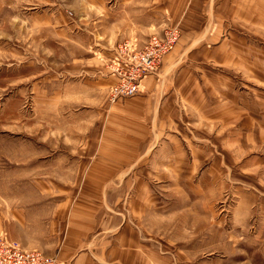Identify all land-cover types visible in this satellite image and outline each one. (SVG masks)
<instances>
[{
	"label": "crops",
	"instance_id": "crops-1",
	"mask_svg": "<svg viewBox=\"0 0 264 264\" xmlns=\"http://www.w3.org/2000/svg\"><path fill=\"white\" fill-rule=\"evenodd\" d=\"M89 1L93 3L88 4L89 12L92 8L94 11L101 9L97 0ZM258 1L108 0L106 14L100 18L91 16L89 21L77 11L75 16L67 15L60 5L47 15L42 8L26 10L31 6L27 0H0L5 6L9 2L10 8L18 7L13 15L27 29L29 27V31L50 32L52 41L56 40L57 44L64 45L67 40L72 45L68 46L77 53H71L74 56L69 60L71 63L59 74L53 97L57 114L53 117L68 119L72 116L78 121L81 118L87 121L86 126H72L73 135L80 136L81 129L87 135L82 142L80 137L75 138L78 148L71 151L78 157L75 158L78 170L71 180L83 184L82 192L78 191L77 201H73L75 191L62 188L60 194H55L65 198V202L55 208L57 220L49 224L52 219L48 218L43 229L37 228L39 235L44 231L45 234H59L54 245L48 240L40 241L32 234L34 229L24 233L27 241L31 239L39 244L48 256L56 253L53 255L56 264H161L155 259L158 255L148 249L152 247L150 240L142 237L147 227L144 216L159 212L158 206H149L154 201L153 196L145 193L142 186L136 194L137 206H106L104 211L109 217L97 222L87 197L88 186L96 180L100 183L95 173L99 170L95 167H112L111 175L107 176L110 182L124 172L121 181L126 184L133 179L144 183V168H150L146 177L158 183H190L201 167H206L205 176L220 177L225 173L218 170L224 166L221 153L226 147L240 151L241 127L252 134L247 139L250 144L254 145L256 133L264 137V116L259 119L242 115L246 112L241 111L239 88L224 73L250 69L248 60L255 58L257 52L258 57L264 56L263 52L244 46L246 44L241 47L228 45L225 40L231 38L222 40L221 26L210 36L213 40L210 43L215 46L213 50L203 44V40L210 38L204 35L205 23L211 19L217 28L224 24V7L232 3L235 13L230 14L234 22L248 24L257 18ZM78 5L79 1L72 9ZM175 25L182 27V36L163 59L158 73L143 80L138 95L112 100L108 90L116 78L104 67L103 59L110 60L115 45L133 31L146 39L152 31L160 33ZM85 32L89 35L87 42L83 41ZM212 52L214 54L210 55ZM259 61L253 59L255 65ZM212 64L221 71L213 70ZM244 119L248 122L244 123ZM202 133L212 136L210 142L206 141L210 144L192 147V143L203 141L197 137ZM81 150L84 154L87 152L86 156H81ZM111 215L121 218H111ZM131 217H135L134 222L130 221ZM41 223L44 224V220ZM20 241L23 247H36L35 243Z\"/></svg>",
	"mask_w": 264,
	"mask_h": 264
},
{
	"label": "rangeland",
	"instance_id": "rangeland-1",
	"mask_svg": "<svg viewBox=\"0 0 264 264\" xmlns=\"http://www.w3.org/2000/svg\"><path fill=\"white\" fill-rule=\"evenodd\" d=\"M27 1L31 6L26 10L36 8L39 11L42 8L50 15L60 5L67 15L72 16L77 11L80 17L85 16V20L90 21L91 16L100 18L106 14L104 9L108 0H97L101 9L94 11L92 8L90 12L88 4L93 3L89 0ZM78 1V7L72 9ZM17 9L10 8L9 2L6 6L0 3V236L19 244L24 239L25 243H35L36 247L26 248L21 243L22 248L44 252L36 242L27 241L24 233L34 229L32 234L43 243L48 240L54 245L57 242L59 234H45L44 231L39 235L37 228L43 229L48 218L52 219L49 224L57 220L55 208L65 202V198L55 194H60L62 188L64 191L74 190L72 199L77 201V192L81 191L83 184L71 180L78 170L75 159L78 157L71 151L78 148L75 138L80 137L82 142L87 135L82 129L80 136L73 135L72 126H86L87 121L82 118L78 121L72 116L68 119L53 117L57 114L53 97L56 96L59 74L71 63L69 60L74 57L71 53L77 52L69 47L72 45L67 40L64 45L52 41L50 32L29 31V27L27 29L14 17ZM224 9V24L217 28L216 22L209 19L204 25V35L212 36L221 26L224 31L222 40L231 38L225 40L228 45L241 47L246 44L244 46L261 49L264 54V3L257 2V18L248 24L234 22L232 3ZM174 27L179 28L181 38L182 27ZM86 32L85 42L89 37ZM155 32L152 31L150 36ZM138 34L133 31L118 42L113 56L119 43L136 39ZM210 41H213L211 37L203 40V44L212 51L215 46ZM254 57L260 61L255 65L253 59L248 60L250 69L224 73L239 88L241 111L246 112L242 115L260 119L261 115L264 116V56L258 57L257 52ZM108 63L109 60L103 59L104 67L107 68ZM212 68L221 71L214 64ZM107 71L110 73L108 68ZM202 134L197 137L203 141L192 143V147L210 144L212 136ZM250 135L241 127L240 151L226 147L221 153L224 166L218 170L225 173L220 177L205 176L203 171L206 167H201L199 174L202 176L196 175L190 183H158L146 177L150 168H144V183L133 179L126 184L121 181L124 172L110 182L108 175H111L112 167L96 166L99 172L95 173L100 183L97 184L95 179L87 191L92 203L91 212L97 215L99 222L101 218L109 217L104 211L106 206H137L136 194L144 186L145 193L154 199L149 206H158L159 212L144 216L147 227L142 237L150 240L152 247L148 249L158 255L155 259L161 264H264V137L256 133L253 145L248 142ZM80 154L86 156L82 150ZM110 217L121 218L117 215ZM134 218L131 217L130 221L134 222ZM39 220H44V224Z\"/></svg>",
	"mask_w": 264,
	"mask_h": 264
},
{
	"label": "built area",
	"instance_id": "built-area-1",
	"mask_svg": "<svg viewBox=\"0 0 264 264\" xmlns=\"http://www.w3.org/2000/svg\"><path fill=\"white\" fill-rule=\"evenodd\" d=\"M149 36L121 42L114 50L107 65L117 80L108 91L112 100L134 97L141 92L143 80L155 74L163 57L177 44L180 30L170 27ZM0 264H56V260L38 250H24L19 243L0 236Z\"/></svg>",
	"mask_w": 264,
	"mask_h": 264
},
{
	"label": "bare ground",
	"instance_id": "bare-ground-1",
	"mask_svg": "<svg viewBox=\"0 0 264 264\" xmlns=\"http://www.w3.org/2000/svg\"><path fill=\"white\" fill-rule=\"evenodd\" d=\"M179 39H180V37H179ZM178 41H179V40H178ZM177 43H178V42H177ZM172 50H173V49H172ZM170 52H171V51H170ZM170 52H169V53H170ZM169 53H168V54H169ZM168 54H166L165 56H167ZM165 56L163 57V59L165 58ZM163 59H162V60H163ZM47 256H48V255H47ZM51 257H53V256H51ZM54 258H55V260H56V257H54Z\"/></svg>",
	"mask_w": 264,
	"mask_h": 264
}]
</instances>
